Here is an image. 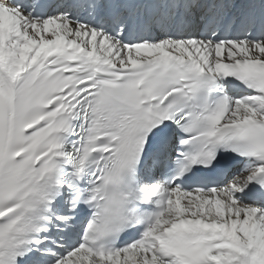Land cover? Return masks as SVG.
I'll return each instance as SVG.
<instances>
[{
	"label": "snow or ice",
	"instance_id": "1",
	"mask_svg": "<svg viewBox=\"0 0 264 264\" xmlns=\"http://www.w3.org/2000/svg\"><path fill=\"white\" fill-rule=\"evenodd\" d=\"M0 264H264V0H0Z\"/></svg>",
	"mask_w": 264,
	"mask_h": 264
}]
</instances>
